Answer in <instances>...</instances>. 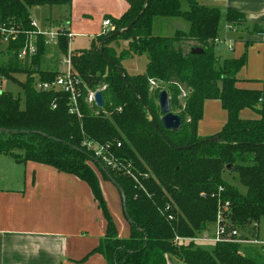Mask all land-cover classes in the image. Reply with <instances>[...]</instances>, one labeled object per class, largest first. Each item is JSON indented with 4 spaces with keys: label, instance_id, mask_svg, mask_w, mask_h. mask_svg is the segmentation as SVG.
I'll use <instances>...</instances> for the list:
<instances>
[{
    "label": "trees",
    "instance_id": "trees-1",
    "mask_svg": "<svg viewBox=\"0 0 264 264\" xmlns=\"http://www.w3.org/2000/svg\"><path fill=\"white\" fill-rule=\"evenodd\" d=\"M71 1L0 0V28L19 31L5 51L0 50V57L6 55L5 61L0 59V78L20 88L17 96L0 92V129L9 130L0 132V155L48 166L87 184L105 231L86 257L98 253L107 264H166L167 256L182 264H263L259 258L241 255L236 243L210 244L209 250L194 243H173L176 236L194 238L214 228L218 200L229 203L230 228L256 237L259 223L264 222V81L258 90L239 88L237 74L245 66V53L237 59L215 55L217 8L199 0H186V10L181 9L182 0H126V10L109 19L112 32L95 37L87 49L71 51L73 74L79 80L76 117L68 113V95L36 89L39 82H51L59 74L57 68L43 66L49 50L42 37L36 40L34 57L17 59L26 43L25 33L33 30L30 9H68ZM155 17H182L187 32L154 36ZM224 20L237 24L242 17L227 8ZM246 30L252 35L262 31ZM67 45L66 38L59 36L53 52L65 55ZM192 48L202 53L192 55ZM143 54L144 71L128 74L122 62ZM19 74L25 77L22 83L15 79ZM97 91L101 108L87 101L88 93ZM160 91L169 95L171 112L182 120L177 131L161 128L155 102ZM209 100L219 101L226 120L216 134L202 138L197 124ZM244 109L258 118H240ZM84 141L107 147L118 167L101 166L81 146ZM96 172L123 192L128 238L118 236ZM225 174L236 179L244 192L227 182Z\"/></svg>",
    "mask_w": 264,
    "mask_h": 264
},
{
    "label": "crops",
    "instance_id": "crops-1",
    "mask_svg": "<svg viewBox=\"0 0 264 264\" xmlns=\"http://www.w3.org/2000/svg\"><path fill=\"white\" fill-rule=\"evenodd\" d=\"M219 2L241 14L242 22L230 25L231 29L241 27L242 41L256 37L246 32L251 27L260 30L262 27L258 38L264 40V0ZM126 7V0H72L70 8L65 9L68 16L63 22L46 19L43 26L63 23L69 33L72 27L88 30L94 19L118 18ZM79 35L82 34L74 32L72 37ZM220 42L217 38L215 43ZM238 45L239 56L233 59L239 58L245 49L242 43ZM258 73L259 70L253 74L255 77L238 73L237 86L260 89L264 79L258 78ZM245 110L239 113L242 119L249 117ZM213 113L218 116L217 122L211 118ZM202 115L204 118L197 124V135L202 138L216 134L226 120V113L217 100L206 101ZM104 200L107 202L106 196ZM104 231L105 221L85 182L48 166L33 162L22 164L10 156L0 155V264H107L98 253L86 257L98 246ZM260 233L256 239L264 242ZM166 264L182 263L167 256Z\"/></svg>",
    "mask_w": 264,
    "mask_h": 264
},
{
    "label": "rangeland",
    "instance_id": "rangeland-1",
    "mask_svg": "<svg viewBox=\"0 0 264 264\" xmlns=\"http://www.w3.org/2000/svg\"><path fill=\"white\" fill-rule=\"evenodd\" d=\"M199 3L206 5V6L216 7L220 14V23H219V30L217 33L218 34L217 37L218 39H221L222 42H220L219 44L215 43V46L213 48L215 55L219 57V59L221 60L236 58L239 56L238 55V52H239L238 43H242L243 46H245L243 53H245V56H246V63H245V66L242 68V70L238 72L239 75L243 77H249V76L255 77V75L253 74H255L257 70H259L258 78L264 79V40H259L260 39L258 38L259 35H254L256 37L251 36L246 39L250 41L249 43H246L245 42L246 40L242 41L243 38L240 39V35L242 31V29H240L241 27H238L235 29L226 27L227 23L224 20V14L226 11V7L224 4L220 2L213 3L211 0H199ZM186 8H187V2L186 0H182L181 9L186 10ZM65 9L66 7H52L51 10L47 7H37V8L30 9L29 13H30V18H32L35 21L36 25L39 28H42L43 23L46 21V19H50L52 21H57V22L59 20L60 22H63V20L66 19V16H68ZM107 14H111V13H107ZM102 21H103V17H101L100 19L99 18L94 19L88 30L82 31V29H79V28L76 29L72 27V31L69 33L71 36H73L74 32L80 33L82 35H79L78 37H75V38L72 37L69 40V44H68L69 50L77 51V50H83V48L90 47V45L94 43L95 37L102 32V26H101ZM62 24L63 23H61L60 25ZM175 25L180 26L181 29H178ZM62 26H64V24ZM187 29H188V24L186 20L182 17H178V18L155 17L152 22V35L154 36L171 37L175 35L176 31L187 32ZM113 30H114V27H113ZM113 30H111V32ZM261 30L263 31L262 27H261ZM106 34L107 33H104L98 36H104ZM89 35L91 37H89ZM95 46L98 48L99 43L97 42ZM110 46L114 47V44L111 43ZM47 47L49 51H48V54L44 57L43 66H45V68L47 67L50 69L57 68L59 70L61 66L57 63L56 60L59 59L60 55L58 56L55 55V53L53 52L55 49L53 45H50ZM115 50L117 52L119 51L118 48H115ZM1 51H5L4 46H1ZM5 58H6V55L2 53L0 57L1 61H5ZM146 60L147 58L145 54L140 55V56H134L132 58H128L124 60L122 62V66L125 69V71L130 75L140 74L144 71ZM24 78L25 77L23 74H19L15 76V79L21 83L24 81ZM249 84L252 85V83L250 82ZM3 87L6 92H10L14 96H17L18 94L20 95V88L16 83L3 82ZM168 98H169V95H168ZM155 102L157 105L156 100ZM179 102L182 103L181 99H179ZM245 112L249 113V117H247L248 119L258 118V116L249 109H246ZM202 118H204L203 115H202ZM211 118H213V120L216 118V122H217L218 116L216 114L214 115L213 113V115H211ZM1 159H4V158H1ZM100 164L101 166H103L102 163ZM96 173L98 176H100L98 172ZM223 177L225 178L227 182H229L233 186H236L241 193L244 192V188L238 184L236 179L232 180L231 176L228 174L227 175L225 174V176L223 175ZM99 181H100V186L102 185L101 191H102L103 197L106 196L107 198V202L105 200L106 206L108 203L107 210L112 218V221L114 222L116 226L118 235L123 239L128 238L129 226L123 216V212L121 208V197H120L119 190L110 180L102 179V177L100 176ZM208 231H212V229L209 228ZM260 231H261L260 238L264 239V222L259 223L257 233L259 234ZM198 246H200L201 249H207V250L211 249L212 247L210 244H205V243L198 244ZM239 252L241 255H245L250 258H255V259L259 258L260 262L264 264V247L260 248V245L241 244L239 248Z\"/></svg>",
    "mask_w": 264,
    "mask_h": 264
},
{
    "label": "built area",
    "instance_id": "built-area-1",
    "mask_svg": "<svg viewBox=\"0 0 264 264\" xmlns=\"http://www.w3.org/2000/svg\"><path fill=\"white\" fill-rule=\"evenodd\" d=\"M213 3H218L219 0H211ZM30 26L32 27V31L25 33L27 39L26 43L22 48H20L17 52L18 60H30L32 57L36 55V40L38 37H42L44 39V44L46 46L53 45L54 48L58 44L59 36L66 38L67 43L69 44V40L72 36L65 29L64 26L56 23L45 24L42 28H39L35 21L30 18ZM227 28H231L230 23H227ZM113 30V25L109 21V19H104L102 22V32L100 34L108 33ZM19 34L18 30L13 28H0V50L1 46H4V50L8 45V41H14ZM71 50H69L67 45V52L65 55H61L57 60V63L61 66L59 69L58 76L51 82H39L36 85V89L40 91H55L59 93H64L68 95V113L69 115H73L79 117L78 110V86L79 80L73 74L71 61ZM3 82H7L6 79L0 78V92L5 91L3 87ZM151 85L153 83L151 82ZM94 94L95 92L88 93L87 101L90 103H94ZM185 96V93L181 91V96L179 99H182ZM52 108H55L53 105ZM81 146L85 148L87 151L93 153L94 158L103 164L105 167H118V164L111 155L107 152V147L97 145L93 142H82ZM116 147H119V144H116ZM222 189H219L221 192ZM229 203L227 201L221 202L218 200L217 203V213H216V221L215 226L212 228V231H203L199 235L194 238L188 237H178L176 236L173 239L174 244H188L194 243L198 244H215V243H236V244H250V245H260L264 246V242L258 241L255 237H249L245 232H239L234 228L229 227V223L226 220L227 215L229 213L228 210ZM253 227L257 228L256 224H253Z\"/></svg>",
    "mask_w": 264,
    "mask_h": 264
},
{
    "label": "water",
    "instance_id": "water-1",
    "mask_svg": "<svg viewBox=\"0 0 264 264\" xmlns=\"http://www.w3.org/2000/svg\"><path fill=\"white\" fill-rule=\"evenodd\" d=\"M147 1V0H146ZM178 29H181L180 26H177L175 25ZM128 28V27H127ZM120 32L118 33H115L114 35L112 36H116L117 34H119ZM128 44V41L127 42H124L123 45L126 46ZM103 46H104V41L101 43L99 49H100V52L102 54V49H103ZM190 53L192 55H198V54H201L202 53V50L199 49V48H192ZM103 55V54H102ZM94 103L95 105L98 107V108H101L102 107V98H101V93L100 92H95L94 94ZM157 106H158V112L160 114V119H159V123L161 125V128L163 131H168V132H172V131H177L181 125H182V120L181 118L176 115V114H173L170 110V104H169V98H168V95L165 91H160L157 95ZM152 127L160 134L161 132L158 130L157 126L152 124ZM0 132H9V130H3V129H0ZM162 139L169 145V143L165 140V138L162 136ZM211 140H216V138H211ZM176 149H179V148H176ZM119 193H120V197H121V200L123 201L124 200V195H123V192L121 190H119Z\"/></svg>",
    "mask_w": 264,
    "mask_h": 264
}]
</instances>
